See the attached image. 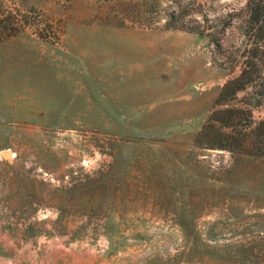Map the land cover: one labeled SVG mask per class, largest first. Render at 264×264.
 I'll list each match as a JSON object with an SVG mask.
<instances>
[{
    "label": "rangeland",
    "instance_id": "1",
    "mask_svg": "<svg viewBox=\"0 0 264 264\" xmlns=\"http://www.w3.org/2000/svg\"><path fill=\"white\" fill-rule=\"evenodd\" d=\"M194 2L219 34L240 11L239 43L247 0ZM127 7L0 0L21 26L0 41V264H264V155L196 142L239 69Z\"/></svg>",
    "mask_w": 264,
    "mask_h": 264
},
{
    "label": "trees",
    "instance_id": "2",
    "mask_svg": "<svg viewBox=\"0 0 264 264\" xmlns=\"http://www.w3.org/2000/svg\"><path fill=\"white\" fill-rule=\"evenodd\" d=\"M246 9L240 26L241 40L229 49L224 47V35L240 16L237 10L223 16L220 34L209 23L208 15L197 9L194 0H128L124 20L147 28H156L164 20L167 28L207 36L225 57L220 64L227 70L238 68L239 73L223 84L196 142L202 148L264 155V117H254V110L264 105V0H247ZM5 19L8 24H3ZM119 25L127 26L126 21ZM20 30L14 12L0 18V41ZM241 92L245 93L243 97H239ZM87 229L80 226L73 233L81 236ZM100 229L109 236L107 226Z\"/></svg>",
    "mask_w": 264,
    "mask_h": 264
},
{
    "label": "bare ground",
    "instance_id": "3",
    "mask_svg": "<svg viewBox=\"0 0 264 264\" xmlns=\"http://www.w3.org/2000/svg\"><path fill=\"white\" fill-rule=\"evenodd\" d=\"M6 156H8L9 154L8 153H5Z\"/></svg>",
    "mask_w": 264,
    "mask_h": 264
}]
</instances>
